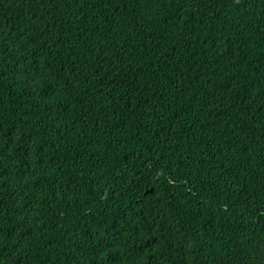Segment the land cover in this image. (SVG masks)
<instances>
[{
	"label": "trees",
	"instance_id": "obj_1",
	"mask_svg": "<svg viewBox=\"0 0 264 264\" xmlns=\"http://www.w3.org/2000/svg\"><path fill=\"white\" fill-rule=\"evenodd\" d=\"M0 264H264V0H0Z\"/></svg>",
	"mask_w": 264,
	"mask_h": 264
}]
</instances>
